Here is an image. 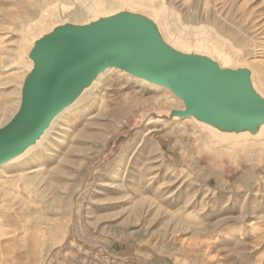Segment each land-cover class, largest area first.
<instances>
[{"label": "rangeland", "instance_id": "1", "mask_svg": "<svg viewBox=\"0 0 264 264\" xmlns=\"http://www.w3.org/2000/svg\"><path fill=\"white\" fill-rule=\"evenodd\" d=\"M151 1L165 40L197 45L206 31L264 85V0ZM87 2L0 0L1 127L18 110L32 36ZM137 77L102 74L23 167L0 166L13 208L0 219V264H264V135L203 127L192 117L199 90L189 104ZM24 173L29 184L6 183Z\"/></svg>", "mask_w": 264, "mask_h": 264}, {"label": "bare ground", "instance_id": "2", "mask_svg": "<svg viewBox=\"0 0 264 264\" xmlns=\"http://www.w3.org/2000/svg\"><path fill=\"white\" fill-rule=\"evenodd\" d=\"M135 1L143 6L131 3L130 0H88L86 4L78 6L67 20L55 22L38 36H32L33 46L32 42H29L31 47L27 65L21 66L23 71H28V76L20 86L18 110L16 109V113L6 125L0 126V130L18 121L26 102V92L32 87L31 83L34 82L37 89L48 75L50 68L48 52L51 48L46 53L42 48L55 37L62 39L53 42L51 47L61 43L68 45L56 50L58 75L54 86L56 91L63 86H70L73 97L69 98L71 101L68 104L66 102L55 109L38 136L12 156L0 158V166L17 163L19 167H23L24 159L33 152L38 143L47 140L58 119L77 103L81 98L80 94L97 84L101 75L109 73L110 70H118L131 76H142L143 78H137L154 87L162 85L169 87L176 96L184 98L189 104L194 103L193 99L199 90V95L202 97L195 101L192 117L203 127L220 130L223 134L264 135V91L262 90L264 85L261 79L259 80V76L253 77L251 66L247 63H239L240 55L237 54L236 47L215 41L212 34L206 31L197 40L204 43L197 45L187 44L181 39L172 37L167 28V40H165L160 35L161 23L151 13L153 9H157L150 6L153 1ZM51 10H54V7L47 11ZM86 10L89 12L86 13ZM75 42L82 47L70 44ZM203 49H211L223 60L222 73L218 71L220 66L204 55ZM227 50L232 51L231 57L228 56L231 59L222 57L227 56L225 55L229 53ZM225 75L230 76L233 82ZM151 77L162 79L164 83ZM211 81H220L223 85L218 97L210 86ZM35 171L36 169H31L29 173ZM31 178L33 176L28 177L24 173L7 179L6 183L22 181L26 184ZM29 193L31 195L32 190H29ZM4 194L5 197L8 195L6 192ZM1 199L0 219L13 216L10 212L13 208L8 205L9 201ZM34 236L37 242V231Z\"/></svg>", "mask_w": 264, "mask_h": 264}, {"label": "water", "instance_id": "3", "mask_svg": "<svg viewBox=\"0 0 264 264\" xmlns=\"http://www.w3.org/2000/svg\"><path fill=\"white\" fill-rule=\"evenodd\" d=\"M62 37H55L51 43L45 47L44 53L48 52L49 71L46 78L40 86L31 83V88L26 93V102L23 111L17 122L9 127L0 130V158H8L12 156L26 143L33 140L42 129L46 126L55 109L66 103L72 97L70 86H63L56 91L54 82L58 75L57 64L55 61V53L59 48L67 46V43L53 46L52 43L61 40ZM71 45H80L75 42ZM90 44V43H89ZM91 45V44H90ZM53 48V49H52ZM70 91V92H69ZM70 95L68 96V94Z\"/></svg>", "mask_w": 264, "mask_h": 264}]
</instances>
